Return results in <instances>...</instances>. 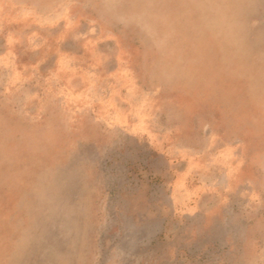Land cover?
I'll return each instance as SVG.
<instances>
[{
	"label": "rangeland",
	"instance_id": "374dc122",
	"mask_svg": "<svg viewBox=\"0 0 264 264\" xmlns=\"http://www.w3.org/2000/svg\"><path fill=\"white\" fill-rule=\"evenodd\" d=\"M0 264H264V8L0 0Z\"/></svg>",
	"mask_w": 264,
	"mask_h": 264
},
{
	"label": "crops",
	"instance_id": "0c3cea01",
	"mask_svg": "<svg viewBox=\"0 0 264 264\" xmlns=\"http://www.w3.org/2000/svg\"><path fill=\"white\" fill-rule=\"evenodd\" d=\"M256 2L258 3L259 7L264 8V0H256Z\"/></svg>",
	"mask_w": 264,
	"mask_h": 264
}]
</instances>
